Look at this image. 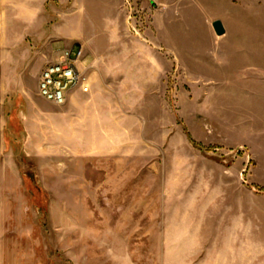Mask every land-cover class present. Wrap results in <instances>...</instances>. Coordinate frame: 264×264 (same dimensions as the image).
<instances>
[{
    "label": "rangeland",
    "instance_id": "374dc122",
    "mask_svg": "<svg viewBox=\"0 0 264 264\" xmlns=\"http://www.w3.org/2000/svg\"><path fill=\"white\" fill-rule=\"evenodd\" d=\"M0 264H264V0H0Z\"/></svg>",
    "mask_w": 264,
    "mask_h": 264
},
{
    "label": "built area",
    "instance_id": "2783aa9c",
    "mask_svg": "<svg viewBox=\"0 0 264 264\" xmlns=\"http://www.w3.org/2000/svg\"><path fill=\"white\" fill-rule=\"evenodd\" d=\"M84 62L85 53L81 45L62 47L41 71L40 95L56 105H63L76 90L89 92Z\"/></svg>",
    "mask_w": 264,
    "mask_h": 264
},
{
    "label": "water",
    "instance_id": "95a60500",
    "mask_svg": "<svg viewBox=\"0 0 264 264\" xmlns=\"http://www.w3.org/2000/svg\"><path fill=\"white\" fill-rule=\"evenodd\" d=\"M214 27H215L216 32H217L218 35L224 34L225 29L223 28V25H222L221 21H215L214 22Z\"/></svg>",
    "mask_w": 264,
    "mask_h": 264
},
{
    "label": "crops",
    "instance_id": "0c3cea01",
    "mask_svg": "<svg viewBox=\"0 0 264 264\" xmlns=\"http://www.w3.org/2000/svg\"><path fill=\"white\" fill-rule=\"evenodd\" d=\"M86 73V72H85ZM87 76H88V81H89V75L88 74H86ZM89 85H90V82H89ZM91 86V85H90ZM91 88V87H90ZM79 92H81V93H83L81 90H76L75 92H73L71 95H70V97L69 98H71V97H73L75 94H77V93H79Z\"/></svg>",
    "mask_w": 264,
    "mask_h": 264
}]
</instances>
